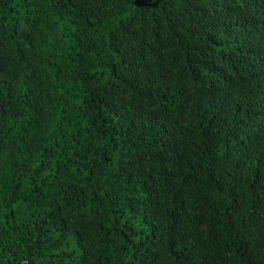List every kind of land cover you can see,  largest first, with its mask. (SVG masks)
<instances>
[{
    "label": "trees",
    "instance_id": "16d2710c",
    "mask_svg": "<svg viewBox=\"0 0 264 264\" xmlns=\"http://www.w3.org/2000/svg\"><path fill=\"white\" fill-rule=\"evenodd\" d=\"M0 264H264V0H0Z\"/></svg>",
    "mask_w": 264,
    "mask_h": 264
}]
</instances>
